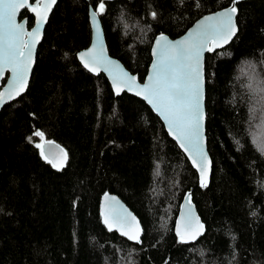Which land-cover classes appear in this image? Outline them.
I'll return each mask as SVG.
<instances>
[{
	"label": "trees",
	"instance_id": "1",
	"mask_svg": "<svg viewBox=\"0 0 264 264\" xmlns=\"http://www.w3.org/2000/svg\"><path fill=\"white\" fill-rule=\"evenodd\" d=\"M100 2L57 1L27 90L0 111V264H264V154L251 135L264 123V105L251 101L264 87V0L237 3V34L205 56L207 187L142 99L115 97L76 59L91 38L88 5ZM231 3L104 1L99 19L110 55L142 80L156 35L179 37ZM24 17L30 27L33 16ZM37 131L64 147L62 169L41 157ZM106 190L140 219V243L105 228ZM187 192L205 229L181 243L174 224Z\"/></svg>",
	"mask_w": 264,
	"mask_h": 264
},
{
	"label": "snow or ice",
	"instance_id": "2",
	"mask_svg": "<svg viewBox=\"0 0 264 264\" xmlns=\"http://www.w3.org/2000/svg\"><path fill=\"white\" fill-rule=\"evenodd\" d=\"M236 2L237 0H233V6L225 11L206 17L195 31L190 32L182 40L170 42L167 37L159 36L156 47L153 49L155 59L152 64V73L148 77V82L143 86L137 85L135 77H129L127 73L119 69L118 65L108 60L104 56L102 46L99 53H96V44H94L88 52L80 54L81 61L89 71H98L103 67L109 72L117 94L124 88L129 91L135 89L136 95L143 96L164 119L169 133L188 152L193 165L200 172L201 187H207L206 162H208L203 144L205 116L203 52L205 50L214 51L235 35L237 31L234 22L237 12ZM55 3L56 0H43L36 6H30L28 0H0V76L5 70L12 73L10 88L6 94L0 93V105L5 102V95L8 99H14L27 87L37 37ZM25 7H30L37 16L36 27L31 32H25L23 25L16 23L17 12ZM104 7V0H101L98 10L91 14L97 41L101 39L97 16L103 12ZM155 16L156 13L153 12V17ZM209 44L212 46L209 47ZM113 68L117 71L113 72ZM261 83L264 84V81ZM261 93V103L264 104V87H261ZM34 135L42 140L44 138V134L39 131ZM45 143L51 144L50 141H45ZM36 147L41 150V157L57 170L62 169L66 164L68 154L63 149L59 150L62 159L56 163V157L51 153L46 154L42 144H36ZM258 150L264 153V134L259 136ZM111 199L114 201V198ZM186 201L187 212L183 216V225H178L177 228V236L181 243L196 239L203 230V225L192 214L190 195L186 197ZM101 215L109 231L115 227L129 240L140 242L139 224L138 222L133 224L135 217L131 216L127 210L118 212L109 203Z\"/></svg>",
	"mask_w": 264,
	"mask_h": 264
},
{
	"label": "water",
	"instance_id": "3",
	"mask_svg": "<svg viewBox=\"0 0 264 264\" xmlns=\"http://www.w3.org/2000/svg\"><path fill=\"white\" fill-rule=\"evenodd\" d=\"M58 0H56V3H57ZM104 1H113V0H104ZM232 3L227 6V7H224V8H221V9H218L216 11H213V12H209V13H205L204 15H202L200 18H198L196 21H194V23L188 27V29L183 33L181 34L179 37H175V38H171L169 37L166 33H160L158 35L155 36V38L153 39V42H151V48H150V56H151V61H150V64L147 68V72L144 76V78L142 80L139 79L138 75L137 74H134V73H131L129 70H127V68L123 65V63L117 59L116 57H113L112 55H110L109 53V50H108V46L106 45V38H105V34H104V29H103V26H102V22L101 20L99 19V15L97 16V20L100 24V32H101V39L100 41H97L96 40V32H95V28L93 27V24H92V19H91V14L93 11H96L91 5H88V21H89V25H90V29H91V38H90V42L88 44V46L86 48H83L81 49L80 51H78L76 53V59L80 62V64L87 70V72H90L91 74L93 75H99V74H103L107 80H108V84H110L111 86V89H112V92L114 93L115 97L117 95H121L122 93H128L131 94L132 96H135V97H138L140 99H142L148 106V108H150L153 113L155 114V116H157L162 122L165 130H166V134H168V136L176 143V146H178V148L183 152V154L186 156V159H188L190 165L194 168L195 172H197V175H198V179H199V182L201 184V177H200V172L198 171L197 167L193 165V162L192 160L189 158V154L188 152L185 151L184 148H182L180 146V143L174 138V136L172 134L169 133V129H168V125L166 124V122L164 121V119L152 108V106L143 98V96H138L136 95V90L133 89L131 91H129L127 88H124L122 91H120L119 94H117V91L116 89L113 87V79L112 77L109 75V72L108 71H105L103 67H101L98 71H89L88 68H86L84 66V63L81 61L80 59V54L81 53H84V52H88L90 49L93 48V45L96 44V53H99L100 52V49H101V46L103 48V53H104V56L112 61L115 65H118L119 66V69L122 70L123 72L127 73L129 77H135V83L137 85H140V86H143L145 83L148 82V77L149 75L152 73V64H153V61L155 59L154 55H153V49L156 47V41H157V38L161 35L167 37L168 41L170 42H176V41H179V40H182L184 39L185 37L188 36V34L190 32H193L196 30L197 26L206 18V17H209V16H213L215 15L216 13L218 12H222V11H225L229 8H231L233 6V0H231ZM242 1H245V0H237V2L235 3V7H236V4L239 3V2H242ZM42 3L43 0H28V4L30 6H36L37 3ZM56 3L52 6V9L51 11L48 13V19L50 17V14L53 10V7L56 5ZM237 8V7H236ZM23 10H26L29 14H31L33 16V24L28 27V19L27 17H24V18H20V14ZM237 12H238V9H237ZM237 12H236V15L234 16V22L236 24V27H237V31L235 33V35L237 34L238 32V24H237ZM36 21H37V16H36V13L31 11L30 7H25V8H21L17 14H16V23L17 24H22L23 27H24V31L25 32H31L35 27H36ZM47 24V20L43 23V26L41 27L40 29V32H39V35L37 37V43L35 44V48H34V52H33V57H32V65H31V69L28 73V80H27V86L29 85V82H30V79H31V73H32V70H33V67H34V64H35V61L36 60V53H37V49H38V45L39 43L41 42L42 38H43V34L44 33V29H45V26ZM235 35L232 37L234 38ZM231 38V39H232ZM25 39H28V37H25ZM229 40L227 43L223 44L221 47H218V48H215L214 51H207L205 50L203 52V71H204V79H205V56H206V53H213L215 52L216 50H220L224 47H226L232 40ZM212 45L209 44V47H211ZM113 72H116L117 70L115 68L112 69ZM12 80V73L11 71L9 70H5L3 72V75L0 76V93H7L8 89L10 88V81ZM28 87L25 88V90L20 94L22 95L26 90H27ZM204 92H205V80H204ZM19 95V96H20ZM19 96H16L14 99L18 98ZM11 100L13 99H8L7 98V95H5V102L0 105V111L1 109L9 102H11ZM204 105H205V93H204ZM204 121H203V137H204V140H203V144H204V150L207 154V157H208V162H206V172H207V186L209 184V181H210V176H211V169H212V161H211V158H210V154L208 152V147H207V137H206V127H205V124H206V113H205V106H204ZM39 139H41L39 137ZM45 141H50L51 144H48V143H45ZM43 145V149L45 151L46 154H49L51 153V155L55 156L56 157V160L55 162L56 163H59L60 160L62 159V156L60 154V149H63L64 152L65 149L62 145H60L59 143H57L56 141H53V140H48V139H45V137L43 138V140L41 139V143ZM58 146V147H57ZM67 153V152H66ZM210 162V163H209ZM106 195L108 197V200L106 201ZM190 195L189 192L185 193V195L183 196V198H181V203H180V206H179V210L177 211V215H176V218H175V224H174V232L175 234L177 235V228H178V225L182 226L183 225V216L184 214L187 212V201H186V197H188ZM111 198H114V201H112ZM99 212L101 215L102 211L105 209L106 206L109 205V203L111 204V207L115 208L116 211L120 212L122 210H127L128 213H131V216L135 217V221L133 222V224L135 225L136 222H138L139 224V229H140V238L142 237V234H143V226L140 219L138 218V216L133 213V211L130 209V207L124 202L122 201L121 198H119V196L115 193H112V192H109V191H105L101 194L100 196V199H99ZM191 209H192V214L195 218H198L199 220V223L203 225V230H202V234L204 232V224H203V221L198 213L197 208H196V205L194 204V202L191 200ZM101 219H102V222H103V216L101 215ZM104 224V222H103ZM105 226V224H104ZM195 226V225H194ZM105 228L108 230V228L105 226ZM109 231V230H108ZM112 231H116L118 233V235L126 238L127 240H129L127 238V236H124V235H121V232L116 230V228L114 227ZM201 234V235H202ZM201 235L197 236L196 239L192 240V239H189L187 243L189 242H195ZM179 238V237H178ZM180 239V238H179ZM131 242H135L137 243L135 240H129ZM140 242H141V239H140ZM139 242V243H140Z\"/></svg>",
	"mask_w": 264,
	"mask_h": 264
},
{
	"label": "rangeland",
	"instance_id": "4",
	"mask_svg": "<svg viewBox=\"0 0 264 264\" xmlns=\"http://www.w3.org/2000/svg\"><path fill=\"white\" fill-rule=\"evenodd\" d=\"M246 63H244L242 66H240V69L238 70L241 74H244V66H247L245 65ZM251 76V75H250ZM255 76V75H254ZM258 76V75H257ZM253 77V76H252ZM255 82H253L252 85H254ZM257 85H255V87H253L254 89L256 88ZM252 95L254 96H257L259 99L262 95V93L259 91H251ZM251 101H254L255 105H257L258 107V103L261 102V100H254V99H251ZM264 105V104H262ZM258 114V111L256 112L255 116H251V119H253L255 121V123L253 125H256V123H258V118L256 117ZM253 131L251 132V135H252V140H253V143L255 144V146L258 148V143H259V136L264 134V123H261V125H256L253 129ZM261 152V151H260ZM262 154V152H261ZM264 154V153H263Z\"/></svg>",
	"mask_w": 264,
	"mask_h": 264
}]
</instances>
